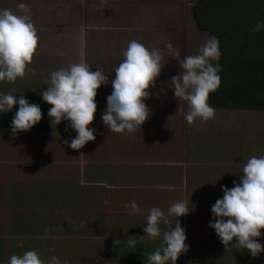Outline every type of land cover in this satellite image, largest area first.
Listing matches in <instances>:
<instances>
[{
    "label": "rangeland",
    "instance_id": "374dc122",
    "mask_svg": "<svg viewBox=\"0 0 264 264\" xmlns=\"http://www.w3.org/2000/svg\"><path fill=\"white\" fill-rule=\"evenodd\" d=\"M197 1L24 0L39 36L30 65L35 73L14 83L0 82V91L39 104L43 116L31 130L13 135L11 121L19 106L0 113V264L28 249H36L45 261L56 255L62 264H146V254L161 246L163 232L153 244L140 247L139 242L136 253L125 242L114 243L131 236L124 224L143 214L130 215L125 207L131 201L132 193L126 190L129 180L137 185L159 182L167 193L171 186L180 190L195 181L198 197L190 206L194 210L180 218L190 247L177 264H264V252L255 258L247 249L225 254L209 226L213 216L206 218L223 194L220 184L233 187L230 184L239 182L247 159L264 155V112L214 107V118L189 124L184 117L187 102L179 103L169 87L180 70L179 61L166 55L155 87L148 89L153 95L145 102L151 112L138 136L110 132L101 118L113 90L114 70L130 40L165 52V41H170L181 57L195 54L205 43L211 34L197 22L193 11ZM18 2L0 0V8L20 13ZM79 61L90 64L93 71L99 68L109 83L97 90V111L89 125L96 128L95 139L72 149L64 141L76 131L66 128L68 121L51 124L47 112L52 105L41 93L52 71ZM152 127L161 135L152 140L157 149L135 147L131 153L124 140L137 145ZM256 239L264 244V235Z\"/></svg>",
    "mask_w": 264,
    "mask_h": 264
},
{
    "label": "clouds",
    "instance_id": "9594fccd",
    "mask_svg": "<svg viewBox=\"0 0 264 264\" xmlns=\"http://www.w3.org/2000/svg\"><path fill=\"white\" fill-rule=\"evenodd\" d=\"M16 7L20 13L0 8V82L14 83L26 73H35V68L30 65L38 48L39 36L31 17V8L24 0H19ZM262 29L264 20H257L251 27L254 33ZM219 43L216 35H209L195 54L181 57L179 48L170 41H165V52V49L130 40L111 79L113 90L107 96V105L101 114L103 123L110 132L138 133L141 130L151 112L145 102L153 95L148 89L155 87L167 64L164 63L166 55L179 61L180 70L171 77L169 87L179 103L182 100L187 102L188 111L184 112L186 121L192 124L197 119L205 122L214 118L215 109L208 101L210 93L221 85ZM108 83L107 74L99 68L91 70L90 64L84 61L70 63L50 73L46 83L48 87L41 96L52 105L47 112L51 124L68 121L66 128L76 131L74 137L64 141L72 149H80L95 139L96 128L89 127L97 111L95 98L98 88ZM14 105L19 107L11 121L13 135L31 130L41 121L43 113L39 104L30 102L23 95L17 97L12 92L0 91V113L12 110ZM178 111L183 109L179 107ZM233 184L231 188L221 185L223 196L211 206L214 219L209 221V226L215 230L227 252L247 249L255 258L264 252V244L256 239L264 235L261 231L264 229V155L249 157L242 166L239 182L233 181ZM104 203L107 204V201ZM125 207L130 215L142 212L135 200ZM191 210L194 208L183 200L172 203L167 212L160 207L149 209L144 220L147 221L143 228L144 236L155 239L161 236V224L167 225V228L163 231L161 246L146 254V264H177L181 254L190 247L179 218ZM172 217L175 219L172 220ZM144 236H128L123 241L115 239L114 243L120 245L125 242L129 250H136L138 241ZM8 264L62 262L56 255L45 261L36 249H28L21 254H12Z\"/></svg>",
    "mask_w": 264,
    "mask_h": 264
},
{
    "label": "trees",
    "instance_id": "16d2710c",
    "mask_svg": "<svg viewBox=\"0 0 264 264\" xmlns=\"http://www.w3.org/2000/svg\"><path fill=\"white\" fill-rule=\"evenodd\" d=\"M194 12L220 42L221 85L210 93L211 105L264 109V29L251 31L264 20V0H200Z\"/></svg>",
    "mask_w": 264,
    "mask_h": 264
},
{
    "label": "crops",
    "instance_id": "0c3cea01",
    "mask_svg": "<svg viewBox=\"0 0 264 264\" xmlns=\"http://www.w3.org/2000/svg\"><path fill=\"white\" fill-rule=\"evenodd\" d=\"M199 2H200V0L197 1L196 5ZM194 9H195V7H194ZM194 9H193V11H194ZM195 17H196V14H195ZM203 30H205V28ZM207 30H209V29H207ZM210 34H211V31H210ZM212 107H214V106H212ZM215 108H220V107H215ZM230 109H236V110L243 109L244 110V109H248V108L234 107V108H230ZM250 110H253V109H250ZM256 110H258L260 112H264V109H256ZM136 134H137L136 136H138L140 134V131L138 133H136ZM158 134L160 135V133L155 128L153 129V127H152V128L148 129V132L145 134V137H143V140L142 141H138L137 145H136V143H134V140L132 141L131 139L130 140H124L125 141L124 145L129 148L131 153H134L136 151L135 147H138L142 151H145V149L147 150L148 148H155V150H156L157 149V147H156L157 145L156 144L153 145L152 140ZM159 138H161V135L159 136ZM160 142H159V144H160ZM167 150L170 151V148L167 149ZM162 151L163 150H161L160 152H162ZM119 161L116 162L115 164H118ZM156 162H158V161H156ZM189 181H190V179H189ZM194 182L195 181L192 180L190 185L188 183H186L187 184L186 185L187 188H182L180 190H175V187L171 186V189H170L169 193H167V188H165V187H164L163 192H162V187H161V185L158 184L159 182H155V184L150 183L151 185L147 184V183H144L142 185H137V184L130 183V180H129L127 182V184H126V186H127L126 190H129L132 193L131 195H129V197L131 198V201L135 200L137 203H141L142 204V206H140V207L142 209L143 214L140 215V216H137V218L136 217L132 218V222L129 221L127 224L126 223L124 224V226H126V228L129 229V231L127 230V231H125V233H129L131 236H135L137 238L146 235V233H144V231H143V228L146 225L147 221H144V220H145V217L148 214L149 209H151L152 207H160L163 211L167 212L168 207L172 203L177 201V200H183L190 206H191V204L196 203V196L198 197V194H197L198 192L192 186V184H195ZM218 183H216V184H218ZM220 185H222V183ZM230 185H233V183L230 184ZM183 187H185V184H184ZM205 187H206V185L203 184L202 188L204 189ZM159 188H160V191H159ZM202 188H201V190H202ZM219 188H220V186H219ZM142 193H145V195L143 197H141ZM212 195H213V193H212ZM208 196H209V194H208ZM222 196H223V194L219 195V198H221ZM150 198H151V200H150ZM140 201H142V202H140ZM213 201H215V200H213ZM213 201H211V202H213ZM126 203H127V201H126ZM127 213H128V211H124V215L125 216L127 215ZM207 213H208V215H207ZM207 216L212 217L211 208L209 209V212L208 211L206 212V218H207ZM138 219H140V220L142 219L143 221L141 222ZM171 219L174 220L175 218L172 217ZM173 225H174V223H173ZM166 228H167V225L161 224V230H162L161 233L164 230H166ZM132 229H133V232H132ZM149 242L150 243L157 242V239L156 238L152 239V238H149L148 236H144V237L140 238V240L138 241V243L140 244V247L145 246V244H146V246H148ZM212 247L213 246L210 245L209 251H211ZM220 247H222V246H220ZM215 249H217V248H215ZM222 249L224 250L225 254L229 253V251L227 252L225 250V246L222 247ZM133 251L135 252V250H133ZM137 251H141V250H137ZM218 251H221V250H218ZM230 251L232 252L230 254H234V252L239 251V250L238 249H234V250H230ZM136 256H138L140 259H142L143 255L139 254V255H136ZM211 256H213V255H211ZM234 257H236V256H234ZM228 264H234V263L232 261H230Z\"/></svg>",
    "mask_w": 264,
    "mask_h": 264
}]
</instances>
